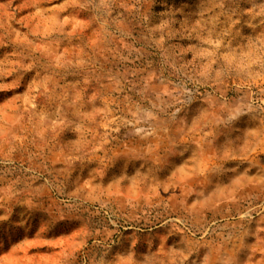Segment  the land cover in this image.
<instances>
[{"label":"rangeland","instance_id":"1","mask_svg":"<svg viewBox=\"0 0 264 264\" xmlns=\"http://www.w3.org/2000/svg\"><path fill=\"white\" fill-rule=\"evenodd\" d=\"M0 264H264V0H0Z\"/></svg>","mask_w":264,"mask_h":264}]
</instances>
